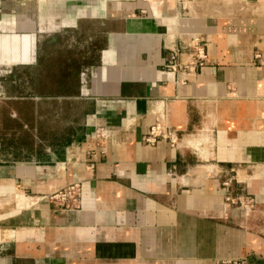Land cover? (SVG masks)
I'll use <instances>...</instances> for the list:
<instances>
[{
  "label": "crops",
  "instance_id": "crops-1",
  "mask_svg": "<svg viewBox=\"0 0 264 264\" xmlns=\"http://www.w3.org/2000/svg\"><path fill=\"white\" fill-rule=\"evenodd\" d=\"M40 94L75 126L0 149V264H264V0H0L1 131L10 108L36 130ZM156 119L173 143L143 140Z\"/></svg>",
  "mask_w": 264,
  "mask_h": 264
},
{
  "label": "rangeland",
  "instance_id": "rangeland-1",
  "mask_svg": "<svg viewBox=\"0 0 264 264\" xmlns=\"http://www.w3.org/2000/svg\"><path fill=\"white\" fill-rule=\"evenodd\" d=\"M54 44V43H53ZM53 44H48L46 45L43 49L42 52L49 55L50 50L51 53H54L55 50L58 51V48L55 49ZM58 44V43H57ZM50 46V47H49ZM59 49L61 51H58L63 55L64 51L66 50L65 46L63 45L62 47H59ZM41 52V53H42ZM55 66L61 67L62 71L61 74L65 75L66 72L65 71V67L68 69L69 68V64L66 63H58V64H51V67L54 68ZM45 70L47 71V76H45L48 79V70H49V63H46L44 65ZM29 69L25 68V71L28 72ZM55 70V69H53ZM32 71V70H30ZM27 72H26V80H25V88L27 89V92H29V90H31V79H28L27 77ZM58 76V73H56ZM31 75V72H30ZM47 79L43 80L44 83H47ZM30 87V88H29ZM29 88V89H28ZM26 99H18V100H23V102H25L26 104L28 103L30 105V107L32 108V102L33 100L26 95L25 96ZM28 97V98H27ZM41 98L42 101V109H41V114L39 117V122L38 123V128L36 130H34V128H32L33 126H30L32 123L30 121V117H31V111L28 113L25 112V117L23 118H17L16 113L14 112V110L12 111V108H10L9 111V121L6 123L7 128L3 127L2 131L0 128V149L5 150V152L7 151L10 154H15V146H16V141H23L25 143L24 146V151L25 154H27L29 151H31L33 149V144L35 146H40L42 149L44 146H48L50 145L49 142L55 141V140H62V139H66L69 137L70 133L72 132V126L73 125V119H72V114H74V112L72 111H67V110H58V111H54V110H50L48 107V100H47V95L44 94H40L39 96ZM10 103L14 102V104L16 105L17 100L16 99H10L9 100ZM27 106V105H26ZM70 108V107H69ZM21 120L23 121V123L21 122ZM0 122H1V118H0ZM24 125V136L22 137V139H20V137H17L16 132L18 129V125ZM198 139L201 138L202 136L200 134H196V136ZM35 142V143H34ZM60 142V141H59ZM19 143V142H18ZM22 143V142H21ZM36 148V147H35ZM2 159V158H1ZM9 198V203H12L13 201H15V205L17 207L23 206L26 204V196H24L22 193H10L8 195ZM14 199V200H13Z\"/></svg>",
  "mask_w": 264,
  "mask_h": 264
},
{
  "label": "built area",
  "instance_id": "built-area-1",
  "mask_svg": "<svg viewBox=\"0 0 264 264\" xmlns=\"http://www.w3.org/2000/svg\"><path fill=\"white\" fill-rule=\"evenodd\" d=\"M192 41L191 47L193 51L190 53L192 58L191 60L182 64L184 67L201 66L204 61V52L202 49V44H200L197 37H192L190 39ZM173 68L174 63L168 64ZM97 133L99 135L103 134L102 130H98ZM157 137L166 138L168 141L173 143L175 141V132L174 130L160 119H156L152 124L149 125L146 132L143 134V140L148 143H152L155 141ZM79 186L76 182H72L66 184L61 189L52 193L50 197L56 196L59 200L62 201L64 206H75L77 202V194H78ZM229 202H236L239 206L244 207V210L249 211L252 208V204L254 203V197L249 195H239L236 198L226 197ZM215 264H246V260L244 257L238 258H228V259H219Z\"/></svg>",
  "mask_w": 264,
  "mask_h": 264
}]
</instances>
